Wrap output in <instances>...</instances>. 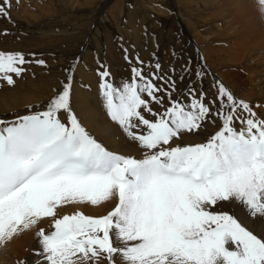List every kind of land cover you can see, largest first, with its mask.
Returning <instances> with one entry per match:
<instances>
[{"label": "snow or ice", "instance_id": "1", "mask_svg": "<svg viewBox=\"0 0 264 264\" xmlns=\"http://www.w3.org/2000/svg\"><path fill=\"white\" fill-rule=\"evenodd\" d=\"M257 3L264 14V0ZM26 62L23 54L0 52V79L12 85ZM132 73L116 87L101 72L100 90L110 119L145 150L142 159L108 151L81 126L70 107L71 83L45 111L0 128V246L51 218L54 230L37 232L47 264H264V238L218 210L237 202L264 218V119L222 84L215 112L191 87L187 104L169 92L165 106L167 89L153 82L162 77ZM168 87L175 91V82ZM213 115L221 125L206 143L172 146ZM113 198L115 208L103 217L57 218L66 205Z\"/></svg>", "mask_w": 264, "mask_h": 264}, {"label": "rangeland", "instance_id": "2", "mask_svg": "<svg viewBox=\"0 0 264 264\" xmlns=\"http://www.w3.org/2000/svg\"><path fill=\"white\" fill-rule=\"evenodd\" d=\"M224 6L222 0H9L8 3L0 0V8L7 13L0 15V52L20 53L27 61L19 77L12 74V85L0 79V105L6 104L8 111L2 115L1 124L11 126L26 115L45 111L49 101L68 83H71L70 107L77 115L78 91L96 88L101 93L100 73L105 70L109 73L108 82L120 87L132 81L134 67L143 69L146 77H162L153 82L167 89L163 93L165 106H168L169 92L172 100L187 104L191 99L188 95L191 87L197 94H204L205 103L215 112L220 104L217 89L222 84L237 100L248 103L251 108V103L256 101L257 110L264 112V22L248 31L249 25L259 18L257 13L236 16ZM229 24L231 27L227 26ZM245 41H248L246 45ZM251 41L253 48L247 47ZM238 45L244 49L234 61L231 57ZM204 47L210 50V56L201 51ZM174 59L180 62L175 63ZM173 63L177 66L175 72L168 69ZM173 81L175 91L168 87ZM152 107L155 112L163 111L158 105ZM13 112L16 118L6 120ZM144 115L147 119H155L147 112ZM60 119L67 124L65 114H61ZM220 125L221 120L213 115L204 122L202 129L184 133L172 146L206 143ZM236 127H241L239 122ZM85 130L100 143L97 133ZM139 131L145 130L141 126ZM104 146L113 152L108 145ZM137 152L129 157L137 159L136 155L140 154ZM120 153L116 154L123 152ZM114 200V203L108 201L98 206H66L81 207L85 216L98 218L115 208L117 200ZM108 203L110 208H107ZM218 210L233 215L253 234L264 238V218L250 216L237 202H225ZM53 230L51 227L45 232ZM9 247L8 242L0 246V264H47L38 255L41 251L38 237L36 243L34 241L19 255Z\"/></svg>", "mask_w": 264, "mask_h": 264}, {"label": "bare ground", "instance_id": "3", "mask_svg": "<svg viewBox=\"0 0 264 264\" xmlns=\"http://www.w3.org/2000/svg\"><path fill=\"white\" fill-rule=\"evenodd\" d=\"M222 1L224 2L225 6L228 9H230L231 12L234 13V15H236V16H240L243 13H248V12L257 13V15L259 16V18L256 20V23L255 24L249 25L248 31H252L256 27V25L258 23L264 22V14L261 13L260 8H259V5L257 3V0H222ZM113 14H115V13H113ZM227 26H230V24L227 25ZM224 32H225V30H224ZM226 37H227V35H226ZM247 42L248 41H245L244 44L246 45ZM204 43H205V41H204ZM251 44H253V41H251L249 44H247V47H252L253 48V45H251ZM97 46H98V43H97ZM204 46H205V44H204ZM212 47H213V45H212ZM122 49H123V46H122ZM243 49H244V46H242V45L236 46V49L233 50V52H235V51H237V52L235 54H233V56L231 57V59H233L234 61L237 60L238 57H240L239 54L242 52ZM205 50L207 51L208 48L202 49L201 51L208 56L210 54V50H209V52L208 51L206 52ZM206 55H204V57ZM256 58H258V57L256 56ZM218 59H220V58H218ZM126 61H127V59H126ZM174 61H175V63L180 62L179 59L178 60L174 59ZM251 62L255 63V61H252V60H251ZM175 63L171 64L170 65L171 68H168V69H171V71L172 70L174 71V69L177 68V66H176ZM216 63H219V60ZM167 66H169V65H167ZM250 74H252V72H250ZM262 74L264 75V73H262ZM259 77H260L259 76V73L256 72V78H259ZM261 91H263V90H261ZM78 95H79V104H78V107H77V112L79 113V111H80L79 114H81V117H80V115L78 116V113H77L76 117L79 120L80 124L85 127V129H87L91 133H97L99 135V137H100L99 138V142L101 144L108 145L109 146V150L113 151V153H119V152L122 153L123 152L124 154L128 155V157H129V155H132L133 152L139 151L140 154H137L138 156L136 154H134V155H136L137 159H142L143 158V156H144L145 153L144 154H142V153L145 150L144 149H141L136 142L130 140L125 135V133L123 132V130L120 128V126L118 124H116L115 122H113L110 119V117L108 116L107 111H106V109L104 107L103 100H102V97H101V93L97 92V89L96 88H92V89H90V91L87 90V92H85L83 90L82 91H78ZM263 99H264V97H263ZM8 101H10V100H8ZM255 103H256V101L255 102L253 101L251 103L252 110L255 113H258L259 114L260 119H264V112H262L260 109L257 110V106H256ZM3 105H4V103H3ZM5 107H6V104H5V106H1L0 105V121L4 119L2 115L5 114L6 112H8V111L5 110ZM7 107H9V106L7 105ZM7 114H9V113H7ZM20 114H22V113H20ZM14 115H16V113L14 114V112H13V115H10V116L8 115L9 118H6V117L5 118H6V120H11L13 118H16V116H14ZM17 115L19 117V114L18 113H17ZM0 127L3 128V127H6V126H3L0 123ZM103 134H104V136H103ZM95 138L97 139L98 137H95ZM113 143H115V144L112 147L111 144H113ZM104 145H102V146L105 147ZM127 148H128V152H127ZM139 152H137V153H139ZM123 153L121 155H123ZM114 199L115 198L111 199L109 201V203L110 202L114 203L115 202ZM109 203L107 205V208H110ZM76 212H80L82 214H85V211L81 207H67V206H64V207H62V208H60V209L57 210V218H59L60 214H62V215H72V214H74ZM51 227H52V219L51 218H45V219L39 221L38 224L35 227L31 228V230H33V231H24L22 233H19L12 240L8 241V245L11 247L12 251H14V252L16 251L17 255H19L21 252H23V250L25 251V249H29L32 246V244H33L34 241H35V243L37 242V237L35 235V231L36 230L43 229L44 231H46V230L50 229ZM48 232H50V231H48ZM10 247H9V249H10Z\"/></svg>", "mask_w": 264, "mask_h": 264}]
</instances>
